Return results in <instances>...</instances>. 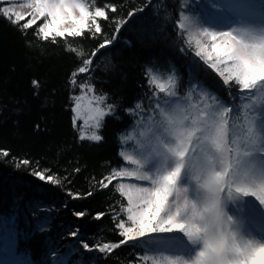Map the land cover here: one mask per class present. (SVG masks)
Returning a JSON list of instances; mask_svg holds the SVG:
<instances>
[{
  "label": "trees",
  "instance_id": "1",
  "mask_svg": "<svg viewBox=\"0 0 264 264\" xmlns=\"http://www.w3.org/2000/svg\"><path fill=\"white\" fill-rule=\"evenodd\" d=\"M242 1L251 14L264 17V0ZM87 2L108 11L110 19L99 21L102 33L47 41L38 34L45 20L24 29L25 21L3 16L1 6L8 3H0V264H156L165 254L162 247L178 244L180 236L155 233L99 251L123 239L118 222L131 226L123 211L126 198L118 191L121 180L107 188L101 181L131 167L123 158L122 137L134 128L141 107L156 108L150 76H172L180 95L205 92L233 112L244 104L245 94L225 86L177 29L179 12L209 20V0ZM102 39L113 43L80 73ZM85 85L110 108L98 131L100 142L81 139L74 124V98ZM236 138L240 144L230 147L240 166L253 149L246 137ZM38 173L58 182L42 181Z\"/></svg>",
  "mask_w": 264,
  "mask_h": 264
},
{
  "label": "rangeland",
  "instance_id": "2",
  "mask_svg": "<svg viewBox=\"0 0 264 264\" xmlns=\"http://www.w3.org/2000/svg\"><path fill=\"white\" fill-rule=\"evenodd\" d=\"M27 2L0 0V3H8L2 5L1 10L3 7H14L16 11L25 13L26 18H30L33 10L19 6ZM207 3L208 10L212 11L208 13L209 20L189 14L194 20L198 19L201 27L217 32L241 27L264 31V17L251 14L242 0H209ZM213 4L215 7H212ZM40 19L46 18H38L37 21ZM184 34L187 36L186 32ZM196 38L204 40L203 37ZM189 44L195 47L194 40ZM154 78L156 82L166 85L171 78L176 84V96L169 97L167 93L160 92L156 83L152 82ZM150 79L156 108L148 112L141 107L134 128L122 137L123 158L127 155L140 158L154 177L164 176L179 167L181 172L162 211V222L177 216L178 222L197 225L203 230L199 240L190 239L184 232L166 233L181 238L176 239V245L162 247L161 251L165 254L155 261L156 264H171L173 260L179 264H195L199 253L204 250L206 240L226 238L230 249L237 244L247 248L248 242L253 245L264 244V205L255 197H245L235 191L238 186L257 187L264 183V138L261 137L264 133V85L244 93L242 109L229 113L224 105L205 92L194 90L189 95H180L177 82L172 76L153 74ZM174 104H180L188 115L183 116L181 122H173L171 130L165 129L160 134L154 141L151 157L146 158L140 147L143 139L140 133L147 130L150 119H160V108ZM209 104L212 106L209 107ZM97 108L110 113L104 100L90 86H83L80 94L74 98L73 107L74 124L83 138L98 134L94 111ZM236 137H246V143H252L253 149L246 160L242 159L244 163L240 166L234 165L230 147L233 141L240 144ZM180 152L185 155L181 157ZM134 168L131 165L130 169ZM119 179L124 184L148 186L147 182L132 178ZM218 209L222 213L219 220ZM150 236L137 240L148 239ZM230 259L251 264V251L242 256L233 252Z\"/></svg>",
  "mask_w": 264,
  "mask_h": 264
},
{
  "label": "snow or ice",
  "instance_id": "3",
  "mask_svg": "<svg viewBox=\"0 0 264 264\" xmlns=\"http://www.w3.org/2000/svg\"><path fill=\"white\" fill-rule=\"evenodd\" d=\"M20 7L31 8L30 18H26L25 13L16 11L14 7H3L2 14L4 17L12 20L13 23L19 24L25 21L21 27L30 29L36 24L38 18H46L42 26L38 28V34L44 41L51 37L55 40L57 37H82L87 31L94 37L95 34L102 33V26L99 22L101 19L108 21L110 19L108 11L104 6L90 7L87 0H28L26 4ZM212 7H215L213 4ZM116 6H111L112 13L117 12ZM118 23L116 31H119ZM177 29L187 33V40L191 43L194 40V56L200 58L208 67L217 71L223 79L225 86L234 85L240 93L251 92L257 86L264 85V31L258 32L254 29L241 27L229 31H212L208 28L201 27L198 19H193L186 12L177 13ZM196 37H203L202 41ZM113 43L111 39H102L97 45L96 51L91 53L90 58L83 61V66L79 67L80 73H85L93 64L91 57L96 56L100 49H105ZM75 52V48H70ZM80 55H83L81 52ZM156 87L167 96L174 97L176 84L169 78L167 85L156 82ZM211 107L212 105H208ZM141 105L136 104L139 109ZM159 107V105H157ZM233 112V108L226 107ZM207 111V109H204ZM97 129L102 127L101 121L108 114L103 109L94 110ZM130 111V110H129ZM188 115L180 104H174L167 108H160V119H150L147 130L141 132L143 138L140 141L141 150L145 152V157L150 158L154 147V141L160 136L165 129L171 130L173 122H181L183 116ZM264 138V133L261 134ZM83 139V137H81ZM87 139L100 142L103 137L99 134H93ZM8 153H5L7 155ZM264 154V153H262ZM179 155L183 157L184 152ZM126 163L135 166L134 169H121L106 177L108 183L101 181V186L107 188L116 178H132L135 181L147 182L148 186L137 183H119L118 191L120 196L125 197L127 201L123 211L126 213L127 221L131 226H125L123 221L118 222L119 236L123 239L112 244L105 243L99 247L100 252L106 249H115L120 247L121 243L134 241L145 236L155 233H176L184 232L190 239L199 240L202 229L197 225L189 226L188 224L178 222L177 216H172L167 221L162 222V211L166 207L169 197L175 189L177 178L181 169L177 167L174 171L164 176H153L148 171L146 165L140 158L131 155L124 157ZM24 163H29L25 160ZM79 171V169H77ZM38 178L42 181L57 183L53 177H45L43 173H38ZM151 185V187H149ZM116 188V185H113ZM237 194L245 197H255L261 205H264V183L257 187L249 185L238 186L235 189ZM71 195V192L69 193ZM91 195V193H89ZM78 198V197H77ZM82 216L83 213H78ZM104 213H98L97 219L102 218ZM222 216L220 210H217V219ZM85 249H89L87 243L83 244ZM251 251V264H264V244L253 245L247 243V248H241L238 244L234 248H229L226 238L220 240H206L204 250L201 251L195 261V264H247L246 261L230 259L234 252L238 256L244 255ZM171 264H179L178 261H171Z\"/></svg>",
  "mask_w": 264,
  "mask_h": 264
},
{
  "label": "water",
  "instance_id": "4",
  "mask_svg": "<svg viewBox=\"0 0 264 264\" xmlns=\"http://www.w3.org/2000/svg\"><path fill=\"white\" fill-rule=\"evenodd\" d=\"M218 74V73H217Z\"/></svg>",
  "mask_w": 264,
  "mask_h": 264
}]
</instances>
